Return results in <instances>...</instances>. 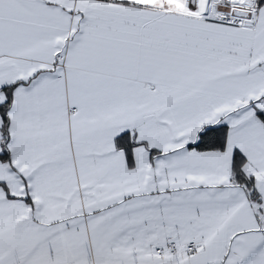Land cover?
Returning a JSON list of instances; mask_svg holds the SVG:
<instances>
[{
    "label": "snow or ice",
    "instance_id": "obj_1",
    "mask_svg": "<svg viewBox=\"0 0 264 264\" xmlns=\"http://www.w3.org/2000/svg\"><path fill=\"white\" fill-rule=\"evenodd\" d=\"M0 264H264V0H0Z\"/></svg>",
    "mask_w": 264,
    "mask_h": 264
}]
</instances>
